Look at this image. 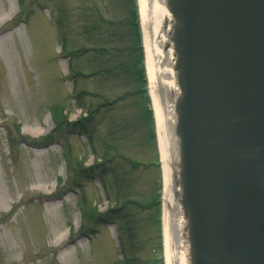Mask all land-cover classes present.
<instances>
[{"label":"rangeland","instance_id":"374dc122","mask_svg":"<svg viewBox=\"0 0 264 264\" xmlns=\"http://www.w3.org/2000/svg\"><path fill=\"white\" fill-rule=\"evenodd\" d=\"M41 1L44 7L36 0H0V264H122L121 256L125 264H166L164 215L159 237L156 207L163 192L161 161L146 81L131 72L98 71L121 59L131 62L127 1ZM20 14L27 21L16 22ZM108 21L109 39L103 35ZM69 49L70 56L64 53ZM138 84L141 94L135 92ZM81 90L89 94L77 97ZM125 92L133 93L118 99ZM143 110L151 113L149 121ZM64 113L68 121L88 117L89 139L65 124L54 130ZM51 132L61 143L41 147L18 140L39 144ZM102 158L113 171L100 177L103 184L76 176L79 161L85 167ZM116 176L127 182L120 193ZM129 190L136 201L153 206L139 212L132 206L142 224L147 218L146 229L133 239L135 251L124 252L118 251L121 224L81 228L80 212L120 205Z\"/></svg>","mask_w":264,"mask_h":264},{"label":"water","instance_id":"95a60500","mask_svg":"<svg viewBox=\"0 0 264 264\" xmlns=\"http://www.w3.org/2000/svg\"><path fill=\"white\" fill-rule=\"evenodd\" d=\"M165 5L178 90H154L174 110L168 219L182 214L189 264H264V0ZM143 19L152 56L160 40Z\"/></svg>","mask_w":264,"mask_h":264},{"label":"bare ground","instance_id":"6f19581e","mask_svg":"<svg viewBox=\"0 0 264 264\" xmlns=\"http://www.w3.org/2000/svg\"><path fill=\"white\" fill-rule=\"evenodd\" d=\"M150 2V5H148ZM139 0V7L141 14L144 15L147 11L153 20V36L160 40L157 49L152 52L155 58V64L152 62V56L149 53L148 45L146 43L145 51V65L147 76V92L151 98V108L153 110L156 135L158 140V152L161 161V190H163L161 197L164 204V237H165V262L166 264H189V241L186 232V226L180 213L175 219H168V203L173 201V190L175 188L171 182V157L169 156V148L171 142H175L174 136L170 134L168 129H165V124L172 122L174 119L173 104H167V109L164 112V107L161 108L157 101L154 86L162 84L168 93L177 92L178 86L173 71V48L169 45L164 48L167 36L165 31L170 27L171 15L168 11L165 0ZM147 4V5H146ZM168 26V27H167ZM168 144V146H167ZM159 197V194H158ZM171 223V226L169 225ZM172 228V229H171ZM66 249V248H65Z\"/></svg>","mask_w":264,"mask_h":264},{"label":"trees","instance_id":"16d2710c","mask_svg":"<svg viewBox=\"0 0 264 264\" xmlns=\"http://www.w3.org/2000/svg\"><path fill=\"white\" fill-rule=\"evenodd\" d=\"M124 1L125 2L127 1L126 6L128 10V19L126 20L129 25V29H127L125 32L128 33L129 39H130L129 41L132 43L131 47L134 49V51H129L128 53V54H132L131 62L127 63L121 59L112 65L100 67L98 71L100 73H105V75H109V76H114L115 73L118 75V74H127V72L128 73L131 72L137 79H140L143 81L145 80V68L143 65V50H142V45H141L142 44L141 43V32H140V27L138 23L137 5H136L135 0H124ZM20 2H23V0H20ZM111 27H112V23L111 21H108L107 25L105 26L103 30V35L107 37L108 39L109 37L113 35L112 33L113 30H111ZM87 32L88 31H86L85 33ZM60 39L64 41L63 45L65 47L66 46L65 35L63 36L62 34L60 36ZM90 49L97 51V50H101L102 48H98V49L90 48ZM115 50L118 51L119 48L113 49L110 52V54H114L113 51ZM85 51H88V49H86ZM123 51H124L123 48H121L119 51V55L123 54L124 53ZM131 67H132V71L130 70ZM97 72H93L91 74L94 75ZM139 87L141 88L142 86L138 84L137 88L135 89V92L137 91L138 94H141L143 90H140ZM86 92H87L86 90H81L80 92H78L77 97H81V94H84ZM131 93L133 92H125L121 96H119L118 99H123L125 95L131 94ZM145 114L148 120L152 118L151 113L148 110H146ZM85 121H87L86 117H81L78 120L73 121V122L68 121L66 116L63 119V123H66L67 127L70 130H75L78 132H84V129H85L84 122ZM52 138H53V135L49 134L47 137V140L52 139ZM101 161L102 159L99 162H96V164L92 166H88V167H84L82 162H78V165L80 166L78 167L79 169L78 172L80 173V176L81 177L86 176L90 178V177L100 176L101 174H103L105 172L103 168L96 170L97 166L101 165ZM124 204H126V207L127 205L129 206L127 208V211H123L124 206H112L103 212L98 211V209L95 207L94 210L82 212L81 216H82V220H84L85 222H88V224L92 222H100V221L107 220V219H111V220H115L116 222H119V225L121 224V227L119 228L120 229L119 231L120 250L125 252L127 251V249H132L133 251H135V242L133 241V239L139 234H142L141 229L143 226L142 221H141L142 216L136 213L135 210H138L139 212L141 211V208L142 209L151 208L153 206V202L151 204L148 202L139 203L134 199H129V200L124 201ZM132 206L135 210L132 208ZM156 207L158 209L157 203H156ZM158 213H159V209H158ZM158 227H159V218H158ZM136 248H138L137 245H136ZM122 261L123 262L125 261L124 256H123Z\"/></svg>","mask_w":264,"mask_h":264}]
</instances>
